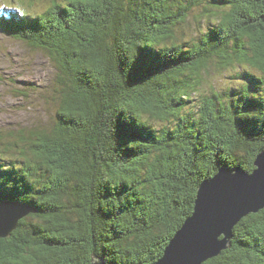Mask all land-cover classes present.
Listing matches in <instances>:
<instances>
[{"label":"trees","instance_id":"16d2710c","mask_svg":"<svg viewBox=\"0 0 264 264\" xmlns=\"http://www.w3.org/2000/svg\"><path fill=\"white\" fill-rule=\"evenodd\" d=\"M192 23H198L192 26ZM50 55L49 125L0 130V264H152L221 167L264 151V0H0ZM202 264H264V209Z\"/></svg>","mask_w":264,"mask_h":264},{"label":"water","instance_id":"95a60500","mask_svg":"<svg viewBox=\"0 0 264 264\" xmlns=\"http://www.w3.org/2000/svg\"><path fill=\"white\" fill-rule=\"evenodd\" d=\"M255 170L221 167L197 190L194 212L176 232L163 256L152 264H202L229 247L235 225L264 209V151ZM32 207L0 199V238L11 235L20 218ZM92 264H108L95 255Z\"/></svg>","mask_w":264,"mask_h":264},{"label":"rangeland","instance_id":"374dc122","mask_svg":"<svg viewBox=\"0 0 264 264\" xmlns=\"http://www.w3.org/2000/svg\"><path fill=\"white\" fill-rule=\"evenodd\" d=\"M55 73L49 54L0 30V130L13 135L50 124L45 100Z\"/></svg>","mask_w":264,"mask_h":264},{"label":"snow or ice","instance_id":"6c2138e0","mask_svg":"<svg viewBox=\"0 0 264 264\" xmlns=\"http://www.w3.org/2000/svg\"><path fill=\"white\" fill-rule=\"evenodd\" d=\"M262 38H264V34H262Z\"/></svg>","mask_w":264,"mask_h":264},{"label":"bare ground","instance_id":"6f19581e","mask_svg":"<svg viewBox=\"0 0 264 264\" xmlns=\"http://www.w3.org/2000/svg\"><path fill=\"white\" fill-rule=\"evenodd\" d=\"M1 199V198H0ZM3 200V199H2ZM5 201V200H4Z\"/></svg>","mask_w":264,"mask_h":264}]
</instances>
